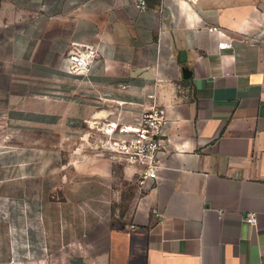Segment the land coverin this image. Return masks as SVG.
Returning <instances> with one entry per match:
<instances>
[{
  "label": "crops",
  "instance_id": "0c3cea01",
  "mask_svg": "<svg viewBox=\"0 0 264 264\" xmlns=\"http://www.w3.org/2000/svg\"><path fill=\"white\" fill-rule=\"evenodd\" d=\"M146 1L0 0V264H264V0ZM151 105L143 191L94 153Z\"/></svg>",
  "mask_w": 264,
  "mask_h": 264
},
{
  "label": "built area",
  "instance_id": "2783aa9c",
  "mask_svg": "<svg viewBox=\"0 0 264 264\" xmlns=\"http://www.w3.org/2000/svg\"><path fill=\"white\" fill-rule=\"evenodd\" d=\"M131 2L138 10L147 7L146 0H131ZM210 28L218 30L215 26ZM249 40L257 41L256 37H251ZM218 48L220 50L232 48L231 40L219 42ZM93 55L92 49L72 44L67 54L70 71L86 73L89 58ZM167 120L164 107L151 105L138 113L133 125L102 124L99 129L102 137L98 139V147L94 154L128 166H140L138 187L143 191L151 190L156 183L160 156L164 152L167 140L165 130ZM245 220L249 224H254L256 221L252 213L246 214ZM9 264L17 263L12 261Z\"/></svg>",
  "mask_w": 264,
  "mask_h": 264
}]
</instances>
